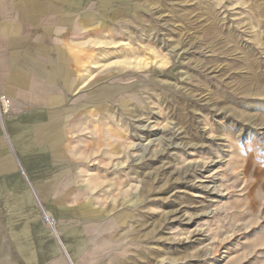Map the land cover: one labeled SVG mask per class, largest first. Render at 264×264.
I'll return each mask as SVG.
<instances>
[{"label":"rangeland","instance_id":"obj_1","mask_svg":"<svg viewBox=\"0 0 264 264\" xmlns=\"http://www.w3.org/2000/svg\"><path fill=\"white\" fill-rule=\"evenodd\" d=\"M137 2L95 52L122 264H264V0Z\"/></svg>","mask_w":264,"mask_h":264},{"label":"crops","instance_id":"obj_2","mask_svg":"<svg viewBox=\"0 0 264 264\" xmlns=\"http://www.w3.org/2000/svg\"><path fill=\"white\" fill-rule=\"evenodd\" d=\"M137 0H0V246L7 264H122L129 197L104 160L122 120L95 52ZM97 162V163H96Z\"/></svg>","mask_w":264,"mask_h":264},{"label":"built area","instance_id":"obj_3","mask_svg":"<svg viewBox=\"0 0 264 264\" xmlns=\"http://www.w3.org/2000/svg\"><path fill=\"white\" fill-rule=\"evenodd\" d=\"M7 104H8L7 100L0 98V114L1 115L7 113Z\"/></svg>","mask_w":264,"mask_h":264},{"label":"bare ground","instance_id":"obj_4","mask_svg":"<svg viewBox=\"0 0 264 264\" xmlns=\"http://www.w3.org/2000/svg\"><path fill=\"white\" fill-rule=\"evenodd\" d=\"M3 248L0 246V264H7V259L6 257H3Z\"/></svg>","mask_w":264,"mask_h":264}]
</instances>
